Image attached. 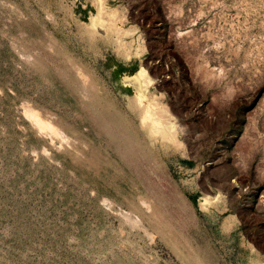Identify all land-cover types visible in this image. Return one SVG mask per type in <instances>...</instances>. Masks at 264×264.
I'll return each mask as SVG.
<instances>
[{
  "label": "rangeland",
  "instance_id": "rangeland-1",
  "mask_svg": "<svg viewBox=\"0 0 264 264\" xmlns=\"http://www.w3.org/2000/svg\"><path fill=\"white\" fill-rule=\"evenodd\" d=\"M0 264H264V0H0Z\"/></svg>",
  "mask_w": 264,
  "mask_h": 264
},
{
  "label": "bare ground",
  "instance_id": "bare-ground-1",
  "mask_svg": "<svg viewBox=\"0 0 264 264\" xmlns=\"http://www.w3.org/2000/svg\"><path fill=\"white\" fill-rule=\"evenodd\" d=\"M145 70L146 69L142 68L139 71H137L136 73H134L132 75H127L124 77L125 82H129V83L131 82L134 84V88L136 89L140 103H143V106L145 105L144 106V108H145L144 114L142 116L141 121L145 124L148 123L149 130H150L151 134L154 136H157V138H159L160 140H162L164 142L176 141L177 136H176V132H175V125L171 121V119H172L171 114H168V117H165V115L164 114L162 115V113H161L162 110H164L163 108H161L162 110L161 109L158 110L156 107L157 110H154L153 105H152L153 102L150 103L149 102L150 100L149 101L147 100V95H146V92L144 89L145 83H143L145 79L143 80L141 78L142 76L146 75ZM149 81H150V79H149ZM41 123H43V122L41 121ZM45 125L48 126V124H45ZM177 141L179 142L180 140H177Z\"/></svg>",
  "mask_w": 264,
  "mask_h": 264
}]
</instances>
